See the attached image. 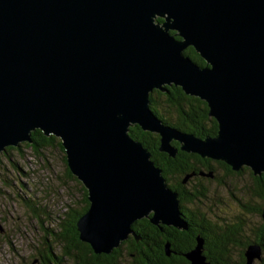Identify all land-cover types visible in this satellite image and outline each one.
I'll use <instances>...</instances> for the list:
<instances>
[{"label":"water","instance_id":"1","mask_svg":"<svg viewBox=\"0 0 264 264\" xmlns=\"http://www.w3.org/2000/svg\"><path fill=\"white\" fill-rule=\"evenodd\" d=\"M188 45L205 65L183 53ZM172 83L207 103L215 134L152 112L149 92ZM134 124L158 133L171 156L175 139L264 174V0H0V150L31 142L36 128L60 138L89 202L78 237L94 253L129 234L139 240L138 218L186 229L177 192L129 133ZM201 247L198 237L184 252L190 264H209ZM261 252L247 244L245 264Z\"/></svg>","mask_w":264,"mask_h":264},{"label":"trees","instance_id":"2","mask_svg":"<svg viewBox=\"0 0 264 264\" xmlns=\"http://www.w3.org/2000/svg\"><path fill=\"white\" fill-rule=\"evenodd\" d=\"M157 19L161 20L160 17H157ZM170 32L175 34L174 30H170ZM175 36L179 37L176 34ZM183 53L188 55L193 61L200 65L206 64L205 60L199 55V53L195 51L191 45L185 47L183 49ZM149 107L152 112L163 122L180 130L193 132L194 134L200 136L213 135L217 131V121L214 117L208 114L207 103L198 96L186 94L180 86L173 83L163 84V89L153 88L149 92ZM129 133L133 138L139 140L146 148H148V150L151 152V159L156 165L162 168V174L166 180H168V182L171 181L168 171L170 169L173 170L175 167L168 169L167 166L169 165L167 164H185L187 162H193L194 160H200L205 164H210V162L214 161L217 164H222L225 170L223 168L222 169L226 175L232 176L239 175L243 171L248 170L251 183L247 188H245L246 190H242L249 196L247 200V208L249 213L259 216V221L256 223L249 222L248 227L243 230L242 228L239 229L237 226L239 221H233V225L235 226L236 230L219 231L220 235L218 233L219 237L217 241H215V245L208 248L207 252L210 250L212 255L218 259V261L214 264H231L229 254L230 247L228 246L227 242V234L229 233L231 235L232 232L233 235L236 234V244L240 247V261L238 264H245L246 258L244 255V250L247 244L251 242L260 244L262 246V251L264 252V219L261 214L264 205L263 173L253 174L251 169L246 165L242 166V168L239 170H234L231 169L230 165L222 160L201 158L198 153L196 154L195 152L192 153L181 149L178 150L176 156H171L167 152L159 150L158 133L143 130L137 124L129 126ZM31 139V142L24 141V143L33 148L34 151L38 150L39 147L55 144V142L58 143L60 148H63L60 140H57L54 135H45L38 128L31 131ZM173 143L176 145L178 144L176 141H173ZM16 147L17 149L20 148V146L8 145L4 150L6 151ZM179 169L180 171L178 179L181 181L185 176V171L187 169L183 167ZM67 173L71 177H76L70 172L68 167ZM79 187L82 193V204L80 206H69V208L63 212L64 215L59 217L57 230L53 228L49 231V235L52 236V240L56 243V245L61 248V252L58 254L52 253L51 247L53 245H50L51 243L49 240V242L47 241L43 244L44 253L39 255L42 257L43 262H49L53 259H56V264H65L66 258L70 259L71 264H105V262L106 264H112L113 259L120 256L122 253V244L126 243L130 238L122 240L119 246L113 248L110 253L99 254L94 253L87 242L80 240L78 237L76 221L78 217L86 210L89 202L86 196V188L82 184H80ZM197 188V193L203 194L205 192L199 185H197ZM175 190L177 189L175 188ZM179 192H182L183 195H186L188 190L184 189L183 191ZM26 201H29L28 197L26 198ZM157 225L151 223L147 217L138 218L131 224L135 233L139 236V241L136 242L139 246L137 249V255L143 259V262H147V258L152 257V264H156V260L153 259V255L158 256L159 258H163L168 255L169 253L166 252L165 247L167 241H170V244L168 243V248L170 247L175 251L173 256H181V252H185L187 249L195 245L192 244L190 247H188V245L184 246L183 244H180L179 238L181 234L179 232L175 231L174 228H168L167 225L163 223L159 224L158 226ZM131 239L134 240V238ZM101 258H105L106 261L104 262ZM259 260L264 262V255L261 256V259ZM157 263L164 264V262L158 260Z\"/></svg>","mask_w":264,"mask_h":264},{"label":"rangeland","instance_id":"3","mask_svg":"<svg viewBox=\"0 0 264 264\" xmlns=\"http://www.w3.org/2000/svg\"><path fill=\"white\" fill-rule=\"evenodd\" d=\"M56 139L60 140L59 137ZM18 146L19 149L0 150V264H38L37 259L39 254L44 253L45 242L50 240L52 253L61 252L49 231L53 228L57 230L59 217L69 206L82 204L79 187L82 183L67 173L65 153L58 143L39 147L36 151L24 141ZM215 170L223 179L221 183L218 178L195 179L196 184L200 181L207 187L203 189L205 196H201L202 201L198 202L197 208H212L219 222L228 216L233 220L235 215L242 214V204L236 198L243 202L249 198L242 190L251 183L249 172L245 170L232 176L223 174L221 166H215ZM27 197L29 201H26ZM258 221L259 216L250 214L247 208L241 228L246 229L249 222ZM123 246L125 244L121 249H124ZM261 254L263 256L264 252ZM122 256L128 259H124V264H128L131 256L123 251ZM239 261L240 247L237 245L231 248V264H238ZM65 264H71L70 260L66 258ZM253 264L264 262L255 258Z\"/></svg>","mask_w":264,"mask_h":264},{"label":"flooded vegetation","instance_id":"4","mask_svg":"<svg viewBox=\"0 0 264 264\" xmlns=\"http://www.w3.org/2000/svg\"><path fill=\"white\" fill-rule=\"evenodd\" d=\"M176 142L178 143L177 145L173 142H172V144L177 147V151H176V154H177L180 147H179V142L177 140H176ZM192 153H194V152H192ZM176 154L174 156H176ZM199 156L201 158H210V157L201 156V155H199ZM210 159L212 160L213 158H210ZM213 160H216V159H213ZM212 162H214V161H212ZM212 162H210V164H205V163H203V161L194 160L193 162H190V163L187 162L185 164H177V165L167 164V165H169V166H167L168 169H170L172 167H175V168H173V170L170 169L168 171L169 176L171 179H173V181L168 182V180H166L168 185L173 190H175V188L177 189L175 191L177 192V195H179L178 196V203H179V207L181 210V215L185 221L186 229L178 228L172 224H166L167 227L172 228V229L174 228L175 231H177L181 234L180 238H179V243L183 244L184 246L188 245V247H190L192 244H196L197 239L199 237L201 239L202 253L205 255L206 260L209 261V264H214L215 262L218 261V259H216L212 255V252L210 250L207 252V250H208V248L215 245L214 243H215V241H217V239L220 235L219 231L234 230L235 226L233 225L234 224L233 220L235 222L239 221L237 226L239 229H241V227L245 223L246 210L248 207L247 202H243L242 199L234 197L238 201H240L242 204L241 205L242 206V214H240L238 216L235 215L233 220H230L231 219L230 216H228L227 218H225V217L221 218V220H222L221 222H219L217 219H215V216H218V215L216 214V212L212 208H208V209L206 208V210L205 209L201 210V209L197 208L198 202L202 201L201 196H205L204 193L203 194L197 193L198 192L197 185H199L203 189H205L207 187L200 184V181H199V184H196L195 179L196 178L200 179L203 177H205V178L210 177L211 179L212 178H218L217 180L219 183H221L223 180V179H220L219 175L216 174L215 166L216 167L221 166L223 169H224V167L222 166V164H219V163L218 164H211ZM182 167L186 168L187 170L186 171L184 170L185 176L182 178L181 181H179V179H178V177H179L178 175H179V171H180L179 168H182ZM160 169L162 172L161 167H160ZM208 172L210 174H208ZM223 174H225L224 171H223ZM190 180H192L194 183L190 182ZM170 183L172 184V186ZM178 188L183 189V190L187 189L188 193L186 195H183L182 192H179V191H183V190H179ZM236 219H238V220H236ZM240 223H242V224H240ZM159 224H162V223H159ZM133 230H134V228H133ZM134 233H135V231H134ZM218 233H219V235H218ZM135 235L138 236L136 233H135ZM235 235H233V232L231 235L229 233L227 234V242H228V246L230 247L229 248V250H230V253H229L230 254V262H231V248H234L235 246H237V244H236L237 237ZM131 238H134V236L132 234H129L128 237L126 238L129 240H127V242L124 243L125 246H123L124 249H122L123 252H125L126 254L131 256V258H130L131 260L128 261V264H152V262H151L152 257L147 258V262H143L142 261L143 259L137 255L138 254L137 249L139 246L137 245L136 242H138L139 240H136L135 238H134V240H132ZM193 241H194V243H193ZM167 243L170 244V241H167ZM193 247H190L186 251L192 249ZM174 252H175L174 249H171L169 247V254L168 255H166L163 258H159L158 256L153 255V257H154L153 259L156 260V264H158L157 260L164 262V264H190V260L184 255V251L181 252L182 257L179 255L173 256ZM101 259L104 262L106 261L105 258H101ZM124 259L128 260L127 258H123L122 253H121L120 256L115 257V259H113L112 264H124V262H123ZM55 261H56V259H53L49 262H47V261L43 262L42 257L40 255L38 256V259H37L38 264H46V263L56 264ZM105 264H106V262H105Z\"/></svg>","mask_w":264,"mask_h":264}]
</instances>
